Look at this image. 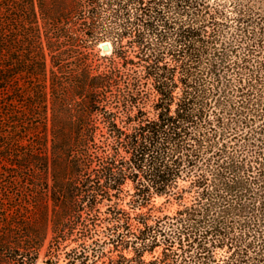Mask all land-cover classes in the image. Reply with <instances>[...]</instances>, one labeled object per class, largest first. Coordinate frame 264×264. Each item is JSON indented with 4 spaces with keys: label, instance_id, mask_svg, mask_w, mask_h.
Returning <instances> with one entry per match:
<instances>
[{
    "label": "trees",
    "instance_id": "1",
    "mask_svg": "<svg viewBox=\"0 0 264 264\" xmlns=\"http://www.w3.org/2000/svg\"><path fill=\"white\" fill-rule=\"evenodd\" d=\"M253 1L0 0V264H264Z\"/></svg>",
    "mask_w": 264,
    "mask_h": 264
},
{
    "label": "rangeland",
    "instance_id": "2",
    "mask_svg": "<svg viewBox=\"0 0 264 264\" xmlns=\"http://www.w3.org/2000/svg\"><path fill=\"white\" fill-rule=\"evenodd\" d=\"M229 1V5H228V9H229V11L232 9L231 7H230V5H231V2H232V0H228ZM252 8H253V10L254 11H258V12H261L262 14H264V0H254L253 2H252ZM126 41H127V39H125L124 41H123V43L124 44H126ZM104 42H109L110 44H111V46H112V48H111V50L109 51V52H106V51H104L103 50V48L101 47V43H104ZM113 48H114V44H113V42L111 41V40H104V41H100L98 44H97V46L95 47V49H94V53H96V54H98V56H104V55H111L112 54V52H113ZM97 58V57H96ZM96 167H98L97 165H96ZM114 195V194H113ZM113 200H115V196H113ZM163 201H164V198H161V197H158L157 199H156V205L157 206H159V205H161L162 203H163ZM110 203V200H108V199H103V200H101L99 203H98V205H97V207H96V211H95V214H97L98 215V217L100 218V220H98L97 221V223H98V227H97V229H98V236L96 237V238H98V239H101L102 241H104V239L106 238V236H105V234H104V232H103V226H104V221H103V218H105V216H107V213H106V208H107V205ZM175 205H171V206H169L167 209H166V212H170L171 210H173V209H175ZM94 214V213H93ZM92 214V215H93ZM84 216L85 217H91V216H88L86 213H84ZM81 231V227H78L75 231H74V235L72 236V239L70 240H67L66 242H65V245L66 244H68V243H70L71 244V246H73V245H75V240L76 239H79V237H80V232ZM93 241V239L92 238H86V243H90V242H92ZM105 247V250L107 251V252H109L110 251V245H105L104 246ZM160 250H161V248H158L157 249V251H156V254H158L159 252H160ZM45 251H46V249H44L43 250V252H42V256H41V258H40V260H39V262H38V264H45L44 263V260L46 259L45 258V256H44V254H45ZM110 253V252H109ZM222 255H223V252H219L218 253V258H221L222 257ZM146 257L147 258H151L152 256L150 255V254H147L146 255ZM60 263L61 264H65V261H64V255L62 254V258L60 259ZM98 264H102V262H100L99 261V263Z\"/></svg>",
    "mask_w": 264,
    "mask_h": 264
},
{
    "label": "water",
    "instance_id": "3",
    "mask_svg": "<svg viewBox=\"0 0 264 264\" xmlns=\"http://www.w3.org/2000/svg\"><path fill=\"white\" fill-rule=\"evenodd\" d=\"M101 47L104 51L109 52L112 48L111 44L109 42L102 43Z\"/></svg>",
    "mask_w": 264,
    "mask_h": 264
},
{
    "label": "bare ground",
    "instance_id": "4",
    "mask_svg": "<svg viewBox=\"0 0 264 264\" xmlns=\"http://www.w3.org/2000/svg\"><path fill=\"white\" fill-rule=\"evenodd\" d=\"M100 45H102V43Z\"/></svg>",
    "mask_w": 264,
    "mask_h": 264
}]
</instances>
